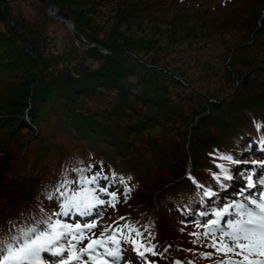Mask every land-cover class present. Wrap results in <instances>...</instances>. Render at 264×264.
Returning <instances> with one entry per match:
<instances>
[{
    "label": "rangeland",
    "instance_id": "1",
    "mask_svg": "<svg viewBox=\"0 0 264 264\" xmlns=\"http://www.w3.org/2000/svg\"><path fill=\"white\" fill-rule=\"evenodd\" d=\"M208 1V7L219 5L218 0ZM1 3L2 0L0 79L2 94L6 92V95L0 101V108L15 112L14 105L18 110L25 106L19 99L26 90L34 89V79L29 72L37 75L46 67L47 79H65L70 74L82 76L106 66L104 57L111 55L88 52V44L78 41L79 37L73 35L59 17L71 19L85 39L99 43L111 54L116 53L114 58L126 59L123 65L128 75L112 90L100 89L86 99L62 95L60 91L64 98L61 101L55 92L53 95L50 92L48 99L41 103L42 110L34 122L36 128L0 130V146L10 147L14 155H21L19 167L9 168L8 179L36 172L39 167L36 163L39 158L43 161L52 143L59 146L57 160L63 154L70 156L81 152V142L69 146L71 140L67 135L74 131L70 132L65 126L59 128V117L67 122L76 121L78 113H83L117 131L120 141H125L131 149L144 152L153 144L158 149L156 141L154 143L156 139L160 143L168 142V146L159 144L164 151H172L175 147L189 152L191 139L187 137L185 145L182 139L178 141L191 133L192 126L188 124H196L209 110L211 101L221 99L231 104L245 94L247 101H264V73L260 71L264 69V35L254 38L251 34L254 25L246 24L247 19L234 22L232 19L237 20L239 16L234 18L232 13L207 16L204 12L209 8L206 7L193 10L181 7L176 12L168 7L167 0H18L5 8ZM49 10L57 16H51ZM9 12L11 19L7 15ZM130 54L150 67L137 63ZM33 56H36V63L30 60ZM18 59L25 61L24 65L20 66ZM102 74L106 76L108 72L103 70ZM15 99L19 101L14 102ZM247 101L243 102L245 106L250 103ZM242 104L239 107H244ZM123 108L125 111L118 114ZM236 108L238 106H234ZM133 124L144 125L147 129L139 134L124 135ZM207 131L213 134L212 125ZM180 154L174 153L168 158L172 160ZM49 155L55 156L52 150ZM105 209L106 204L100 213L93 209L94 216L89 222H97ZM213 218L210 215L197 221L203 225ZM194 225L203 232V227ZM86 242L84 240L80 247L86 246ZM154 247L156 253L166 254L171 264L177 261L188 264L175 256L174 244ZM151 258L156 260L155 256Z\"/></svg>",
    "mask_w": 264,
    "mask_h": 264
},
{
    "label": "trees",
    "instance_id": "2",
    "mask_svg": "<svg viewBox=\"0 0 264 264\" xmlns=\"http://www.w3.org/2000/svg\"><path fill=\"white\" fill-rule=\"evenodd\" d=\"M218 1L219 5L212 7H208V0H182V2L167 0V4L176 12L177 8L181 7L184 10L206 7V9L209 8L208 12H204L207 16L210 13H232L234 18L239 16L237 20L232 19L234 22L240 23L247 19L246 24L254 25L251 33L254 38L264 35V0ZM7 4L3 1L1 6L3 5L5 8ZM7 15L10 19L12 18L10 12ZM68 20L71 21V19ZM78 32L82 35L80 29ZM76 37L78 38V35ZM85 40L88 46L94 43L88 39ZM2 44L3 42H0V47ZM246 46L249 47L248 44ZM87 51L100 52L97 48L90 46ZM112 54H110V58L104 57L105 67L90 71L82 76L70 74L65 79H47L46 67H43L40 74L37 75L35 72H29L34 79L32 85L34 89L26 90L25 95L19 99L25 104L23 108L18 110V106L14 105L15 112L0 108V130L21 131L22 129L36 128L34 122L42 110L41 103L48 99L50 92L52 95L55 92L58 99L62 101L64 98H61L60 91H62V95L68 94L77 99H86L100 92V89L112 90L115 88L119 82L125 80L124 76L128 75L125 73L123 65L126 59L114 58L117 55L114 52ZM99 55L103 54L100 52ZM34 57L36 56L30 60L36 63ZM133 57L137 63L150 67L139 61L137 57ZM21 59L23 60L24 57ZM22 60L18 59L20 66L24 65L25 61L22 62ZM12 62V60L9 61L8 65L10 66ZM103 70H106L108 75H103ZM260 71L264 73V69ZM128 72H132V70ZM173 79L180 82L176 76H173ZM43 83L44 86L41 87ZM2 88L0 79V101L6 95V92L4 95L2 94ZM247 99L245 94L239 98V101H234L231 104L221 99L216 102L211 101L207 113L200 117L196 124L193 122L188 124V126H192L191 133L180 137L178 141L181 142L182 139L185 145L187 137H189L191 139L189 152H182L175 147L172 151H164L159 144L168 146V142L160 143L156 139H154V143L156 141L158 149H155L156 145L154 144L144 152L139 149H131V146L125 141H120L117 131L103 126L96 119L87 117L83 113H78L76 121L67 122L65 118L59 117L57 125L61 129L65 126L70 132L74 131L71 135H67L71 140L69 146L72 147L73 142H81L83 146L82 149L80 148L81 152L70 156L63 154L57 160L59 146L52 143L49 151L52 150L55 156L49 155L48 151L42 162L39 158L36 163V166H39L36 172L16 175L15 178L8 179L9 168L11 166L16 169L19 167L21 155L19 153L14 155L10 147L0 146V231L11 235L15 225L31 226L34 220H39L42 215L59 212L62 197H60L59 191H55L57 186L65 179L75 180L81 169L91 166V170L87 173L91 176L93 173L101 171V166H103V175L108 176L111 181L108 192L116 191L120 195L121 201L114 209L107 211V216H109L107 221L124 217L126 218L124 222L128 226L144 232L143 237L138 238L143 244L153 242L162 247L172 243L175 245L176 256L194 261L196 264H213L217 258L216 253L211 251L213 255L210 259L201 258L198 252L204 250V245L207 243L202 244L189 236V222L198 219L200 212H207L212 207H222L225 203L230 202L229 199L236 196L237 184L226 181L231 187L226 192L218 191L212 173L219 171L216 164L224 163L238 174L244 167L237 168L235 165L227 164L225 161L217 159L215 154H232L240 160L251 159L254 156L255 143L264 136V131L256 127V123H264V101L255 99L250 102ZM19 100L15 99L14 102ZM244 101L250 103L245 106ZM241 104L244 107H239ZM234 106H238V108L234 109ZM243 108L245 110H242ZM124 111L125 108L117 113L122 114ZM211 125L213 134L207 131ZM145 129L147 128L144 125L133 124L128 126L124 135L139 134ZM96 134L102 137L98 138ZM173 152L175 154L182 153L171 160L168 156L173 155ZM189 168H191V175L198 182L205 186L211 185L213 190L220 192L219 200L216 203H213L217 200L216 197L211 199L203 197V190L198 189L188 179ZM113 173L116 175L113 176ZM121 177L124 183L120 182ZM109 181L101 180L100 184L105 186L109 184ZM241 182L244 185L246 181L242 179ZM72 187H76L75 183L72 184ZM126 187L131 188L132 192L125 201L123 193ZM49 193L53 194L52 199L48 198ZM202 200L203 203H201ZM126 248L130 250V244H126ZM162 260L167 261V257L163 255Z\"/></svg>",
    "mask_w": 264,
    "mask_h": 264
},
{
    "label": "snow or ice",
    "instance_id": "3",
    "mask_svg": "<svg viewBox=\"0 0 264 264\" xmlns=\"http://www.w3.org/2000/svg\"><path fill=\"white\" fill-rule=\"evenodd\" d=\"M256 127L264 131V123H256ZM260 144L264 145V136ZM260 151L264 152V147H261ZM215 157L237 168L247 163L232 154L216 153ZM251 164V169L244 168L239 171L246 183L235 195L243 199L230 201L222 210L199 213L200 216L211 214L214 218L207 220L203 225L197 221L196 226L203 227V232L190 234L198 241H208L205 247L214 248L216 253L224 256L217 264H264V171L259 176L256 175L257 168L264 169V160H254ZM216 167L219 171L213 172L212 178L218 191L226 192L231 187L226 181H233L234 174L224 163L216 164ZM90 170L91 166L81 169L75 180L65 179L57 186L55 191H59L62 197L59 212L44 214L39 220H34L31 226L15 225L11 235L0 231V264H51L46 259L47 256L56 257L55 264H123L125 250L122 244H131L142 264H151L147 257L156 255L155 247L133 239L134 236L143 237L144 232L140 229L130 227L127 223L117 224L116 227L105 228L99 239L93 240L91 237L95 236V233L92 230L97 227L96 221L82 226L80 223L73 225L63 220L70 215L90 216L95 208L105 204L115 207L121 202L116 191L108 192L111 181L108 176L103 175V166L101 171L91 176L87 175ZM115 175L113 173V176ZM188 179L198 189H203V197H216L217 200L213 203L219 200L218 191H214L211 185L205 186L191 175ZM101 180L109 181V184L101 186ZM120 182L124 183L122 177ZM73 183L75 188L72 187ZM252 189L257 191L251 192ZM131 192V188H125V201ZM101 195L108 196L109 199H101ZM48 198L52 199L53 194L49 193ZM225 216L228 217L227 220L224 219ZM84 240H89V243L80 247ZM200 255L202 259H210L213 254ZM176 264L182 262L177 261Z\"/></svg>",
    "mask_w": 264,
    "mask_h": 264
},
{
    "label": "water",
    "instance_id": "4",
    "mask_svg": "<svg viewBox=\"0 0 264 264\" xmlns=\"http://www.w3.org/2000/svg\"><path fill=\"white\" fill-rule=\"evenodd\" d=\"M5 3H11V2H15V1H18V0H3ZM59 19L62 21V23L65 24V26H70L72 27V30L74 31V34L75 35H78V37L82 40V41H86L83 36L81 34H79V32L77 31L76 29V26L75 24L70 21V20H64L62 18L59 17ZM91 46L94 47V48H97L98 50H100V52L103 54V55H107V54H111L109 53L108 51H105L102 49V47L99 45V44H96V43H91Z\"/></svg>",
    "mask_w": 264,
    "mask_h": 264
},
{
    "label": "bare ground",
    "instance_id": "5",
    "mask_svg": "<svg viewBox=\"0 0 264 264\" xmlns=\"http://www.w3.org/2000/svg\"><path fill=\"white\" fill-rule=\"evenodd\" d=\"M49 12H50V15L51 16H53V17H56L57 15H54L53 13H52V11H50L49 10ZM62 18V17H61ZM62 19H64V18H62ZM64 20H66V19H64ZM61 21V20H60ZM62 22V21H61ZM67 27V29H69V31L73 34V35H75L74 34V31L72 30V27H70V26H66ZM84 38V37H83ZM85 39V38H84ZM78 41H80V42H83V43H86L87 44V41H82L80 38H78L77 39ZM90 47H92L91 45H89Z\"/></svg>",
    "mask_w": 264,
    "mask_h": 264
}]
</instances>
